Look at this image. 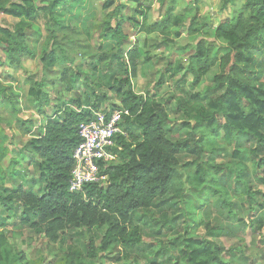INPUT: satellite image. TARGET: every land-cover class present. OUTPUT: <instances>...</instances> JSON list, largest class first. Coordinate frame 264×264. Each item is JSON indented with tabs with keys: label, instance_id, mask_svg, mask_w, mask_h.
<instances>
[{
	"label": "trees",
	"instance_id": "1",
	"mask_svg": "<svg viewBox=\"0 0 264 264\" xmlns=\"http://www.w3.org/2000/svg\"><path fill=\"white\" fill-rule=\"evenodd\" d=\"M95 1L0 0V14L19 20L13 28L0 26V44L4 46L10 63L19 67L22 57L34 58V53L25 44L24 29L29 27V23L43 19L47 33L46 47L39 60L45 69L62 66L61 80L64 83L70 78V83H73L81 78L82 73L79 68L71 66V59L66 58L58 37L73 32V23L79 28L75 32L87 36L98 29L94 58L106 63L114 54L122 61L125 75L115 83L119 105L111 107V111L123 109L127 112L120 123L126 130L125 136L118 135L119 149L110 150L118 163H106L101 173L106 183L103 186L84 185L80 193L71 194L68 182L73 166L72 152L79 142L77 126L86 120L88 112L82 110L85 106L78 100L73 103L79 113L68 107L56 111L46 121L41 135L32 139L26 147L40 160L38 179L32 184L43 185L41 195L22 185L14 190L0 186V210L3 215L6 219L17 218L23 227L36 229L53 243L58 241L60 234L69 230L104 229L99 249H95L93 241L88 244V257L92 261L97 257V251L107 252L117 245L129 246L140 242L137 235L127 232V226L133 222L137 211L159 208L157 203L172 191L173 171L182 158L199 161L205 154L217 157L232 148L230 163L187 164V167L194 166V173L187 176V184L193 193L202 196L201 199L206 202L204 209L210 207L208 196L217 199L219 195L223 196L217 204L222 209L226 208L225 219L235 223L234 231H242L247 224L249 227L255 224L254 230L259 233L264 228V205L255 203L257 193L249 195L248 205L250 210L259 211V215L249 222L235 219L234 210L237 207L231 199L232 193L247 195L250 192L247 163L251 157L248 156L260 158L258 164L264 165V82L257 75L260 66L264 69V59L258 63L256 59L259 55L264 57V0H244L235 19L216 27H210L197 16L191 18L187 33L199 34L212 43L197 44L188 57L187 69L180 62L169 64L167 77L175 80L183 73L181 79L175 82L177 85L185 84V78L190 76L191 90L207 83L220 94L208 99L204 107H197L192 104L202 100V97L177 87L182 95L176 100L177 109L193 125H184L192 136L175 143L167 138L165 126L168 117L163 106L153 98L142 99L132 91L130 80L136 78L140 49L129 50L124 56L121 54L128 41L123 32L122 19L115 16L117 22L112 26L111 21L115 18L109 17L98 27ZM132 1L137 7L134 11L136 17L131 19L134 28L141 34L158 35L170 42L171 30L185 26L186 16L174 14L175 0L168 1L162 19L153 24L147 23L149 8L145 4L148 0ZM36 2L43 6L38 7ZM159 2L161 6L164 0ZM112 6V2H106L102 9ZM174 36L180 37L178 30ZM42 86L36 84L28 91V98L40 114L48 103ZM72 89L73 86L67 87L69 92ZM4 91L0 89L2 96ZM3 98L11 102L8 96ZM93 108L96 109L97 105ZM13 165L17 163L13 162ZM8 175H16L14 168L8 171ZM230 182H234L233 189L228 185ZM260 183L264 185V176ZM4 226L3 220L0 223V259L2 249L7 245V237L2 231ZM220 235L221 230L217 233L207 231L209 238ZM180 247L179 254L184 264H232L221 261L224 252L211 241L185 236ZM79 257V253H74L67 259L74 264Z\"/></svg>",
	"mask_w": 264,
	"mask_h": 264
},
{
	"label": "rangeland",
	"instance_id": "2",
	"mask_svg": "<svg viewBox=\"0 0 264 264\" xmlns=\"http://www.w3.org/2000/svg\"><path fill=\"white\" fill-rule=\"evenodd\" d=\"M18 1V0H13ZM169 0H164L160 6L159 0H148L146 7L147 23L153 24L160 21L165 14ZM106 2H112L113 6L107 10L102 7ZM41 7L40 2H36ZM98 11V27L101 22L113 17L112 26L117 22V17L122 19L124 34L128 37L121 54L127 51L140 49L139 66L136 78L130 80L132 91L140 96L153 98L163 106L168 122L167 138L172 143L182 141L192 136L184 125H193L188 122L185 115L177 109L176 100L181 99L177 87L192 94H199L202 100L192 106L204 107L208 99L216 98L220 92L210 84H203L197 89L189 88L191 77L185 78V84L177 85L175 82L181 79L183 73L175 80L167 77L169 64L180 62L187 69L188 57L194 52L197 44H210L211 40L198 35H189L187 28L192 17L197 16L210 27H216L222 22L232 21L242 9V0H175L174 14L184 15L187 20L185 26L171 30V41L166 42L158 35L146 36L134 28L131 18L136 17L134 11L136 4L132 0H97L93 3ZM136 21H141L135 18ZM19 20L0 14V26L13 28ZM73 32L60 35L59 43L65 50L66 58L71 59V66L79 68L82 76L73 83H64L61 80L62 66L45 69L40 62V55L44 49L47 33L44 20L38 19L29 23L24 29L25 44L34 53V58L22 57L21 65L15 66L5 56V48L0 44V89H4L3 98L0 94V186L14 190L22 185L30 189L34 194L41 195L43 185H34L38 179L37 156L30 154L26 147L32 139L37 138L43 132V127L56 111L68 107L77 110L74 101L85 107L93 108L104 113L111 111V107L119 105L115 90L116 81L125 77L122 61L112 54L106 63L98 61L95 57L97 49V35L99 30L84 35L77 33L78 24L73 23ZM178 30L180 37L175 38ZM94 55V56H93ZM257 63L264 59L257 56ZM68 64V63H67ZM257 75L264 82L263 66L257 71ZM36 84H41L42 91L46 94L48 103L43 107V113H38L33 102L28 98V91ZM68 86H73L72 91H67ZM124 127L122 131L124 132ZM222 145V144H220ZM232 148L227 149L217 157L205 154L202 160L194 158H182L178 167L173 171V187L161 202L159 208L140 210L134 214L133 222L127 226V232L140 238L138 244L129 246L117 245L107 252L97 251V257L90 260L88 257V244L94 242L95 249H99L100 240L104 229H75L63 232L57 242H50L36 229L23 227L17 218L6 219L0 210V223L5 221L2 228L7 237V245L2 249L0 264H70L69 255L79 253L80 257L74 264H184L180 258V242L185 236L198 240H206L219 246L224 254L221 256L223 263L232 264H264V228L258 233L253 226L247 224L242 231L233 230L235 223L225 219L227 210L218 207L224 198L218 199L208 196L210 207L204 209L206 203L199 195L193 193L187 184V176L194 173V166L187 164L221 165L230 163ZM251 157L248 166V185L250 192L244 194L232 193L231 202L236 205L235 219L251 221L259 215V211L249 208V195L256 196L255 203L264 205V185L260 183L264 176V165L258 164V159ZM13 162L17 165L14 166ZM113 164L118 160L113 159ZM14 168L16 175H8V171ZM223 182V181H222ZM30 184H32L30 186ZM233 189L234 182H230ZM242 188L241 186H239ZM208 189V185L206 187ZM259 192V193H258ZM218 203V204H217ZM241 207V208H240ZM251 207V206H250ZM237 209L239 211H237ZM221 235L209 238L207 231ZM230 250V251H229ZM234 258H233V257Z\"/></svg>",
	"mask_w": 264,
	"mask_h": 264
},
{
	"label": "built area",
	"instance_id": "3",
	"mask_svg": "<svg viewBox=\"0 0 264 264\" xmlns=\"http://www.w3.org/2000/svg\"><path fill=\"white\" fill-rule=\"evenodd\" d=\"M88 112L85 121L77 126L79 142L72 152V170L68 182V192L78 194L84 185L103 186L106 178L102 176L103 167L114 156L111 149L117 146L118 135L125 136L120 125L127 112L116 109L104 113L91 107H83ZM75 112H80L75 110Z\"/></svg>",
	"mask_w": 264,
	"mask_h": 264
},
{
	"label": "crops",
	"instance_id": "4",
	"mask_svg": "<svg viewBox=\"0 0 264 264\" xmlns=\"http://www.w3.org/2000/svg\"><path fill=\"white\" fill-rule=\"evenodd\" d=\"M244 0H242V4H243Z\"/></svg>",
	"mask_w": 264,
	"mask_h": 264
}]
</instances>
